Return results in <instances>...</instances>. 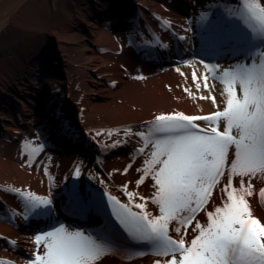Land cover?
Returning a JSON list of instances; mask_svg holds the SVG:
<instances>
[{
  "label": "bare ground",
  "instance_id": "1",
  "mask_svg": "<svg viewBox=\"0 0 264 264\" xmlns=\"http://www.w3.org/2000/svg\"><path fill=\"white\" fill-rule=\"evenodd\" d=\"M257 2L264 7V0H247ZM242 4L243 0H68L59 21L51 22L49 0H0V34L16 25L38 35L32 41L21 36L9 55L0 58V260L29 264L34 259L31 238L57 224L66 223L69 230L102 242L113 238L114 231L108 235L98 227L104 215L111 216L105 193L124 202V184L142 196L153 191L150 178L136 188V169L144 158L134 151L137 138L125 137L121 130L144 131L145 122L162 113L195 116L223 110L224 86L212 79L201 59L216 60L224 69L251 63L249 53L264 50L252 40ZM76 22L86 24L88 42L82 48L70 29ZM209 96L216 98V106L211 99H200ZM107 130L115 131L109 136ZM30 138L32 144H27ZM114 139L126 143L106 148ZM130 163L127 174L121 175ZM254 184L257 190L264 187ZM234 185L238 186L236 178ZM16 190L23 197L35 193L49 198L51 215L27 213ZM213 196L219 204L220 193L214 191ZM249 200L264 223L258 191ZM149 210L157 213L151 205ZM198 219L204 222L205 214ZM153 260L124 262L111 252L101 264Z\"/></svg>",
  "mask_w": 264,
  "mask_h": 264
},
{
  "label": "snow or ice",
  "instance_id": "2",
  "mask_svg": "<svg viewBox=\"0 0 264 264\" xmlns=\"http://www.w3.org/2000/svg\"><path fill=\"white\" fill-rule=\"evenodd\" d=\"M242 6L252 40L264 46V7L258 2L247 4V0ZM248 58L251 63L224 69L203 65L224 86L223 110L195 116L162 113L145 122L144 131L121 130L125 137L137 138L134 151L144 158L136 169L140 174L136 188L148 178L153 182L149 196L122 185L128 197L124 202L105 193L111 202V217L133 244L144 245L132 255H151L153 264H264V223L254 215L249 200L258 191L264 207V187L257 190L254 184H264V50L249 53ZM203 78L207 90L208 77ZM193 83L199 90L195 73ZM200 99H211L216 106L213 96ZM107 131L112 136L115 130ZM124 143L114 139L105 147ZM131 167L130 163L121 175ZM214 191L220 193L219 204ZM16 192L30 215H51L49 198L35 193L23 197L20 190ZM202 212L204 222L198 219ZM31 241L34 259L29 264H101L105 254L112 252L100 238L69 230L64 224L35 234ZM0 264L11 262L0 260Z\"/></svg>",
  "mask_w": 264,
  "mask_h": 264
},
{
  "label": "rangeland",
  "instance_id": "3",
  "mask_svg": "<svg viewBox=\"0 0 264 264\" xmlns=\"http://www.w3.org/2000/svg\"><path fill=\"white\" fill-rule=\"evenodd\" d=\"M49 1L51 4V8H50L51 22L52 21H54V22L59 21V19L61 17V12H62L61 11L62 5L64 2H68V0H49ZM54 3H56V9L53 10L52 5H54ZM85 25L86 24H84V23L76 22L75 24H73L70 27L71 32H72L74 38L76 39V42L78 41L77 45L80 46V48L84 47V45L86 46L87 42H88V40H85L86 38L84 36V34L86 32V26ZM4 32H6V36H5ZM4 32H2L0 34V58L9 55V53H8L9 49L18 40L20 41L21 36L22 37L24 36V38L26 40H30V41H32L31 38H33V37L36 38L38 36L37 34H34L33 31H28L25 29L22 30V28H20L19 26H16V25H10ZM35 139H37L36 135H35ZM26 143L32 144V138L28 139ZM24 146H25V144H24ZM48 161L51 164L53 163V162H51V159H49Z\"/></svg>",
  "mask_w": 264,
  "mask_h": 264
}]
</instances>
